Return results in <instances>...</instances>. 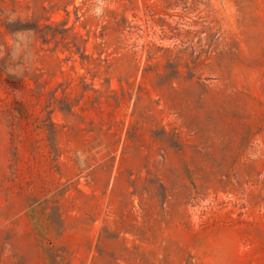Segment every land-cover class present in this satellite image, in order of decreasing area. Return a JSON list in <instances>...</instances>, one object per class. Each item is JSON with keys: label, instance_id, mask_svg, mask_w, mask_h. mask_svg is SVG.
Wrapping results in <instances>:
<instances>
[{"label": "rangeland", "instance_id": "374dc122", "mask_svg": "<svg viewBox=\"0 0 264 264\" xmlns=\"http://www.w3.org/2000/svg\"><path fill=\"white\" fill-rule=\"evenodd\" d=\"M0 264H264V0H0Z\"/></svg>", "mask_w": 264, "mask_h": 264}, {"label": "trees", "instance_id": "16d2710c", "mask_svg": "<svg viewBox=\"0 0 264 264\" xmlns=\"http://www.w3.org/2000/svg\"><path fill=\"white\" fill-rule=\"evenodd\" d=\"M15 24L18 25L17 29H11L10 27H7L8 31L13 33L15 31H25V30H29L31 27H28V25L22 23V21L18 20L17 22H15Z\"/></svg>", "mask_w": 264, "mask_h": 264}]
</instances>
